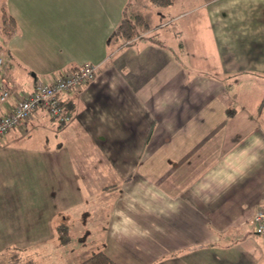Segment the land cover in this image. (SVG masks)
I'll return each instance as SVG.
<instances>
[{
    "label": "crops",
    "instance_id": "0c3cea01",
    "mask_svg": "<svg viewBox=\"0 0 264 264\" xmlns=\"http://www.w3.org/2000/svg\"><path fill=\"white\" fill-rule=\"evenodd\" d=\"M126 4L2 0L15 31L0 46V114L66 70L96 74L60 95L67 123L37 108L0 136V236L4 221L38 226L41 264L96 251L116 264L264 263V237L245 226L264 208V123L204 72H264V0H177L162 9L169 44L108 43ZM204 32L211 65L187 67Z\"/></svg>",
    "mask_w": 264,
    "mask_h": 264
},
{
    "label": "rangeland",
    "instance_id": "374dc122",
    "mask_svg": "<svg viewBox=\"0 0 264 264\" xmlns=\"http://www.w3.org/2000/svg\"><path fill=\"white\" fill-rule=\"evenodd\" d=\"M126 1H127V4H126L125 12L127 13L128 17L132 18L134 15L138 13L142 14L144 15V18L148 21L150 25L149 27L150 31L145 32L140 29V36L137 37L136 39L144 38L145 36H148V34H152L157 31L156 32V36H158L157 40H159L161 43L166 42V44H169V41H167L166 39L165 40L163 39L164 37L162 34V26H164L168 21V20L166 21V18H164V15H163V13H165L166 11L162 9H158L155 6H152L146 0H126ZM1 5H2V0H0V6ZM2 7L5 8V6H2ZM5 10H6V13L9 12L8 6H7V9L5 8ZM157 12L160 15H157ZM0 15H1V12H0ZM0 29L1 30L6 29V31L3 33H1L0 31V46H1L3 45V42H4L2 37L3 36L5 37L6 35H8V31H10V29L8 26L2 29L1 20H0ZM151 29H152V32H151ZM206 35L207 33L202 34L201 42H198V41L193 42V44L187 48L189 52L186 51V58L183 57V60L185 61L186 66L188 65L187 63L188 61L186 59H190L189 57H191V61L193 59L195 62H199L198 59L199 58L201 59V57H204V55H206L205 59L208 60V63H209L208 66L211 65L212 59H211L210 51L212 50L213 46L209 42L205 41L204 38L206 37ZM123 41L124 40H122V42ZM0 59L2 60V64H3L0 69L3 72V68L6 65L5 64L6 55L5 53H3V51H0ZM212 69L213 68L211 66L207 67L205 69L206 71H204L206 72L205 75L213 77V78L216 77V78L222 79L221 81L223 82L224 87L227 91L226 95L227 97H229V101H230L228 106L231 108L233 107L234 110L235 108L236 110L243 108L248 113H253L255 116L258 117V119L261 122L264 123V72H262V70L261 71H250V72L238 71V73H231L225 76L223 74H220L217 71L211 72L210 70ZM20 94H24V93H20ZM18 221L19 223L15 222V220L8 221V222L4 221V225L8 223V226H7L8 232H4L0 236V244H1L0 247H3V248H0V264H12L8 260L7 253L10 255L11 253H15V252L20 258L17 261V263L15 261L16 264H41L38 226L37 227L28 226L26 224L24 227L22 225L24 219L20 218V220ZM14 222L16 223L15 227L12 225ZM245 226L248 229L250 228V230H252L251 223H246ZM4 229L5 227L2 228V231ZM251 237L255 242L260 241L259 238H257L253 234L251 235ZM70 245L74 247L73 243ZM5 246H9V247H5ZM7 249L10 251H15V252H8ZM68 249L65 248L66 251H68ZM55 251L57 252V249H54V248L52 249V247L50 246H48V248L45 250L48 257H50L51 262H54L55 260L53 259V255H54L53 252ZM59 252H61V250ZM63 252L65 251H62L61 254H65ZM73 253L71 254L72 255L71 263H73V260H75L73 258L75 256ZM256 253L257 252H254V254Z\"/></svg>",
    "mask_w": 264,
    "mask_h": 264
},
{
    "label": "built area",
    "instance_id": "2783aa9c",
    "mask_svg": "<svg viewBox=\"0 0 264 264\" xmlns=\"http://www.w3.org/2000/svg\"><path fill=\"white\" fill-rule=\"evenodd\" d=\"M128 43V42H125ZM0 59V68H1ZM96 66L86 64L76 69L66 70L52 83H36L30 95L18 100L8 112L0 114V136L11 129H18L30 116L33 110L39 108L45 111L49 119L58 124H65L70 114L61 103L60 95L66 91L77 89L93 80ZM10 89L0 84V104L7 101ZM253 234L264 237V208L257 209L251 218Z\"/></svg>",
    "mask_w": 264,
    "mask_h": 264
},
{
    "label": "trees",
    "instance_id": "16d2710c",
    "mask_svg": "<svg viewBox=\"0 0 264 264\" xmlns=\"http://www.w3.org/2000/svg\"><path fill=\"white\" fill-rule=\"evenodd\" d=\"M146 1L158 9H166V7L173 6L177 0H146ZM0 12H1L0 15L1 28L3 29L6 26H8L10 29V31H8V35H12L13 32L15 31L14 18L11 17L9 14H7L3 7L0 8ZM149 27L150 25L148 21L144 18V15L138 13L131 18L128 17L124 9L123 15L120 18L118 25L115 27L113 31L109 33L108 43L115 42L121 44L122 40H124L122 43L133 41V39L140 36V29L145 31L148 30ZM0 31L1 33H3L6 31V29L5 30L0 29ZM147 38L151 40L153 43L160 42L159 40H157V36L154 33L150 34V36H148ZM72 69H76V68H72ZM64 229L65 228L63 227L62 230L60 229V234L65 233ZM8 252H15V251L8 250ZM7 255H8V260L12 264H16L17 261L20 259L16 254V252L11 253L10 255L7 253ZM77 264H116V263L113 262V260L109 256H106L103 252L96 251L89 255H86L84 259L78 262Z\"/></svg>",
    "mask_w": 264,
    "mask_h": 264
},
{
    "label": "water",
    "instance_id": "95a60500",
    "mask_svg": "<svg viewBox=\"0 0 264 264\" xmlns=\"http://www.w3.org/2000/svg\"><path fill=\"white\" fill-rule=\"evenodd\" d=\"M261 264H264V263H261Z\"/></svg>",
    "mask_w": 264,
    "mask_h": 264
}]
</instances>
